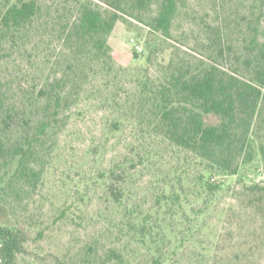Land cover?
Segmentation results:
<instances>
[{
  "label": "trees",
  "instance_id": "obj_1",
  "mask_svg": "<svg viewBox=\"0 0 264 264\" xmlns=\"http://www.w3.org/2000/svg\"><path fill=\"white\" fill-rule=\"evenodd\" d=\"M154 3L157 11L145 21ZM185 7L186 0H0V197L41 183V161L55 150L72 106L83 100L100 95L98 104L112 114L125 112L110 120L114 132L125 120L140 128H133L112 164L98 172L106 210L86 217L103 222L68 264L207 263L204 215L224 189L215 178L237 173L251 159L258 132L263 0H253L240 26L241 76L216 63L232 49L226 26L218 23L204 27L216 30L219 40L209 45L206 60L193 65L172 58L157 77L139 72L126 95L117 85L108 87L123 75L108 42L115 22L126 15L170 37ZM25 61L30 83L22 85L14 80ZM207 115L218 122L208 123ZM145 172L150 180L140 184ZM241 194L247 207L264 214V186L253 184ZM69 214L84 221L72 205L60 207L52 221ZM43 234L36 224L35 239ZM28 238L23 227L0 223V264H18Z\"/></svg>",
  "mask_w": 264,
  "mask_h": 264
},
{
  "label": "rangeland",
  "instance_id": "obj_2",
  "mask_svg": "<svg viewBox=\"0 0 264 264\" xmlns=\"http://www.w3.org/2000/svg\"><path fill=\"white\" fill-rule=\"evenodd\" d=\"M252 5L253 0H186L185 9L173 22L170 37L153 32L145 22L123 15L108 36L115 65L123 75H119L116 83H110L109 89L112 91L117 85L119 94L126 95L139 72L157 77L161 74L160 67L172 58L175 62L193 65L206 60L209 45L219 40L216 30L206 32L204 27L218 23L226 26V39L232 49L228 55L217 57L216 63L224 70L238 69L241 76L244 68L238 56L242 46L240 26ZM156 11L154 3L143 15L145 21ZM133 43L140 45L141 50H135ZM28 66L25 61L19 67L21 74L12 78L16 83L26 85L28 80L30 83ZM104 89L102 86L103 95ZM100 97L72 106L65 128L56 137L55 150L40 163L41 183L36 188L0 197V223L19 225L29 235L25 252L18 256V264H61L63 261L68 264L90 240L99 222H103L102 218L89 220L99 209L106 210L98 172L112 164V158L135 127L125 120L120 132L112 131L110 120L124 117L125 112L112 114L98 104ZM259 111L261 114L254 121L258 132L254 135L251 159L241 163L237 173L215 178L224 183V189L204 215L207 226L203 235L210 247L205 254L206 264H264V214L245 205L248 192L241 194L253 184L264 186V153L260 150L264 145V98ZM206 121L216 123L218 118L207 115ZM102 143L100 152L93 155L91 150ZM170 157L165 155L167 160ZM172 160L176 162L178 158ZM150 177V172H145L139 179L140 184L148 182ZM66 205L77 208L84 221L77 222L69 214L53 222L52 217ZM36 224L44 229L38 239H35Z\"/></svg>",
  "mask_w": 264,
  "mask_h": 264
},
{
  "label": "built area",
  "instance_id": "obj_3",
  "mask_svg": "<svg viewBox=\"0 0 264 264\" xmlns=\"http://www.w3.org/2000/svg\"><path fill=\"white\" fill-rule=\"evenodd\" d=\"M131 41L134 42V39H131ZM133 46H134L135 50H137V51L141 50L140 45H138L137 43H133Z\"/></svg>",
  "mask_w": 264,
  "mask_h": 264
}]
</instances>
